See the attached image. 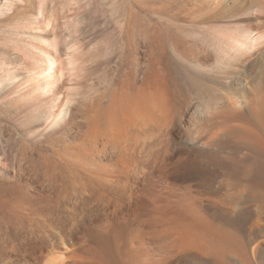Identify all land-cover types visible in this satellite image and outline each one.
I'll return each mask as SVG.
<instances>
[{"label": "bare ground", "instance_id": "1", "mask_svg": "<svg viewBox=\"0 0 264 264\" xmlns=\"http://www.w3.org/2000/svg\"><path fill=\"white\" fill-rule=\"evenodd\" d=\"M192 1V57L121 75L111 41L77 67L38 214L18 200L26 223L0 234L10 264H264V0Z\"/></svg>", "mask_w": 264, "mask_h": 264}, {"label": "rangeland", "instance_id": "2", "mask_svg": "<svg viewBox=\"0 0 264 264\" xmlns=\"http://www.w3.org/2000/svg\"><path fill=\"white\" fill-rule=\"evenodd\" d=\"M194 3L192 0H0V234L12 232L16 222L20 226L27 217L33 219L38 214L37 180L42 171L51 169L49 158L55 154L50 140L69 121L66 114L52 112L58 105L57 97L63 96L62 100L68 104L76 101L74 97L79 99L77 95L82 90L76 81L77 67L83 65L87 54L117 41L121 75L144 60H150L158 69L168 57H192L197 48L187 37L193 21L188 13ZM262 19L259 26L263 25L264 16ZM217 23L235 25L226 20ZM254 53L256 56L259 53L264 63V39ZM47 56L58 62L53 71L62 68L53 86L48 85L52 70L40 76V71L47 68ZM155 76L154 80L166 84L162 74ZM22 193L32 195L33 200L27 201ZM18 200L26 201L22 205L30 207L23 210L25 221ZM4 256L0 254V264H10Z\"/></svg>", "mask_w": 264, "mask_h": 264}]
</instances>
